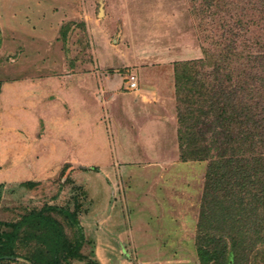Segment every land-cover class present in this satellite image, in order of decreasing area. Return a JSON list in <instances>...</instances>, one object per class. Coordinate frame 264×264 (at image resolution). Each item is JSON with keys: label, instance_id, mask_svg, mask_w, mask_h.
<instances>
[{"label": "rangeland", "instance_id": "374dc122", "mask_svg": "<svg viewBox=\"0 0 264 264\" xmlns=\"http://www.w3.org/2000/svg\"><path fill=\"white\" fill-rule=\"evenodd\" d=\"M205 49L211 59L264 49V0H0V231L43 209L72 239L60 209L77 206L78 230L108 203L121 227L147 219L145 235L161 244L153 261L200 264L207 161L180 160L176 102L154 115L125 100L123 77L136 69L165 97L171 63ZM155 116L164 124L152 126ZM38 232L23 224L0 264L49 253Z\"/></svg>", "mask_w": 264, "mask_h": 264}, {"label": "trees", "instance_id": "16d2710c", "mask_svg": "<svg viewBox=\"0 0 264 264\" xmlns=\"http://www.w3.org/2000/svg\"><path fill=\"white\" fill-rule=\"evenodd\" d=\"M208 54L205 49L203 57L174 61L172 68L180 160L207 161L198 259L200 264H264V49H226L213 59ZM76 207L60 209L76 230L72 239L43 209L4 223L11 230L0 231V259L15 254L24 224L39 230L37 237L49 245L47 254L39 249L23 256L32 264H71L73 259L97 264L83 254Z\"/></svg>", "mask_w": 264, "mask_h": 264}, {"label": "crops", "instance_id": "0c3cea01", "mask_svg": "<svg viewBox=\"0 0 264 264\" xmlns=\"http://www.w3.org/2000/svg\"><path fill=\"white\" fill-rule=\"evenodd\" d=\"M48 22L49 20H47L46 23L44 22L43 25H47ZM49 35L50 32L45 34L44 39L45 36L46 39L43 40L47 47H49L47 44V38ZM54 52L59 53L60 47L54 49ZM47 55L50 56V52ZM171 66L173 68V63H171ZM130 73L136 75L137 86L136 88L131 90L127 89L128 93H125L126 101L135 99L140 106L150 109L153 114L156 113L155 111H167L169 109L167 101L169 102L173 100L175 103L173 69L171 77V89L168 90V94L167 96H165L166 98L161 94H158V85L154 84L147 86V81H144V83L142 84L141 82L143 81H139V76H137L136 69L129 71L128 74ZM127 76L128 75L123 77V79L125 80L123 88L125 90V85L127 86ZM151 86L156 87L157 93H155L156 89H152ZM149 87L151 89H149ZM117 97L118 94H115L114 96H112V100L114 98L117 99ZM151 98H153V100H151ZM153 119L154 122L152 126L159 125L164 122L162 119L160 120L159 118H156V116L153 117ZM106 205L100 206L102 214H100L98 217L87 216L88 218H85L86 224L81 221L82 231L85 237V244L82 248L83 254L88 255L89 258L96 261L97 264H162L160 261H153L147 254L151 251L157 250L158 245H161L160 243H156V241L154 242L151 239L152 236H150L149 238L148 234L145 235L144 229L146 228L145 224L147 219L139 217L138 220H135L134 218H132L134 216L132 214L127 216V220L129 222L128 225H126L127 227L124 224L121 227L118 218L119 216H117V214L114 215L112 209V212L110 211L111 207L108 203ZM121 222H124L122 218ZM178 228L179 224L177 222L174 223L173 231L177 232L179 230ZM127 248L130 250V252H134L131 257H127V255H125L124 253V250H126ZM71 264H86V260L73 259L71 260Z\"/></svg>", "mask_w": 264, "mask_h": 264}, {"label": "built area", "instance_id": "2783aa9c", "mask_svg": "<svg viewBox=\"0 0 264 264\" xmlns=\"http://www.w3.org/2000/svg\"><path fill=\"white\" fill-rule=\"evenodd\" d=\"M126 82H127L128 90L136 88L137 86L136 75L133 73L128 74V76L126 77Z\"/></svg>", "mask_w": 264, "mask_h": 264}, {"label": "water", "instance_id": "95a60500", "mask_svg": "<svg viewBox=\"0 0 264 264\" xmlns=\"http://www.w3.org/2000/svg\"><path fill=\"white\" fill-rule=\"evenodd\" d=\"M102 13H103V8H102V6H100L99 14H102Z\"/></svg>", "mask_w": 264, "mask_h": 264}]
</instances>
